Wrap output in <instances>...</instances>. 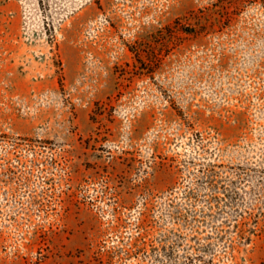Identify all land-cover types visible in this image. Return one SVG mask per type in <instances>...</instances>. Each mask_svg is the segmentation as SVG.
Here are the masks:
<instances>
[{"label":"rangeland","instance_id":"obj_1","mask_svg":"<svg viewBox=\"0 0 264 264\" xmlns=\"http://www.w3.org/2000/svg\"><path fill=\"white\" fill-rule=\"evenodd\" d=\"M0 264H264V0H0Z\"/></svg>","mask_w":264,"mask_h":264}]
</instances>
